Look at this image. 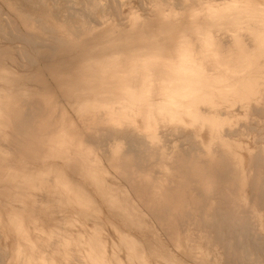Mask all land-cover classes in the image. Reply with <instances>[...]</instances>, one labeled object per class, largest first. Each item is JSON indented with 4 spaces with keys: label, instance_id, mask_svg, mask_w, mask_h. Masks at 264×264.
Here are the masks:
<instances>
[{
    "label": "bare ground",
    "instance_id": "bare-ground-1",
    "mask_svg": "<svg viewBox=\"0 0 264 264\" xmlns=\"http://www.w3.org/2000/svg\"><path fill=\"white\" fill-rule=\"evenodd\" d=\"M51 1L49 7L38 0H3L6 9L23 21H28L29 12L37 13L43 29L54 36L62 28L69 40L35 36V29L27 26L21 33L11 20L8 29L1 26L0 83L14 91L8 94L0 88V104L13 114L11 121L0 116V142L19 147L27 158L43 159L49 151L47 143L53 140L38 132L20 139L16 124L33 129L41 121L55 125L60 117L72 147L70 157L62 156L68 167L71 163L76 172V166L81 169L87 161H95L100 152L161 236L177 238L173 210L179 209L194 224L191 237L196 252L208 248L201 264H264L263 218L257 210L261 204L250 207L246 200L247 189L257 185L258 200L264 202V185L259 184L264 167V0H140L150 5L144 14L134 11L130 2L117 0L113 12L99 4L95 21L77 12L62 16L58 11L65 5ZM125 7L129 13L122 16ZM13 50L22 62L37 64L41 72L36 82L55 91L48 101L27 93L29 78L21 74L23 64L17 63L18 72L7 64L6 60L13 61ZM56 91L67 97L68 104L55 99ZM52 100L56 103L50 118L47 104ZM236 110L241 114L232 116ZM89 128L95 134L82 132ZM172 138L182 149L176 156L196 158L180 172L183 177L222 180L220 195L192 188L191 198L203 209L199 217L179 198L180 181L163 167L161 159L173 150ZM237 148L246 151L249 159ZM57 154L61 156V150ZM49 156L55 157V151ZM246 162L251 167H244ZM91 170L94 187L111 210L132 223L143 222L137 207L113 194L95 176L96 168ZM41 173L6 161L0 166V185L26 190L31 197L42 194L44 187L55 189L59 197L67 191L77 204L95 210L96 202L58 169L51 167L46 176ZM21 216L20 210L0 216V264H11L14 256L20 264H56L58 252L53 247L61 246L71 250V264L80 260L77 242L48 235L38 245L28 241L38 259L29 256L26 262L25 249H11L13 234L2 226L5 220L24 233L26 218ZM93 245L100 254L91 249L85 264H105L106 244L99 240ZM122 245L131 252L130 261L135 257L141 264V256L152 252L133 237L124 236ZM43 249L51 258L41 259ZM153 252L162 255L160 249ZM182 257L185 264L191 262L187 251ZM165 264H174L170 256Z\"/></svg>",
    "mask_w": 264,
    "mask_h": 264
},
{
    "label": "rangeland",
    "instance_id": "rangeland-1",
    "mask_svg": "<svg viewBox=\"0 0 264 264\" xmlns=\"http://www.w3.org/2000/svg\"><path fill=\"white\" fill-rule=\"evenodd\" d=\"M22 1V0H21ZM40 1V3L43 1L44 3L49 4V7H51V0H38ZM59 3H61V5H65L63 9H60L58 11V14H61L62 16H66L68 13H81L84 16H91V20H94L96 17L99 16V13L101 12V10L99 11V4H103V8H107L110 12H113L112 10V4L113 1L114 3H117L118 1L116 0H57ZM125 2H130L131 6L133 7V9H135L134 11H138V13L140 14H144L147 11V8L150 6L148 4H142L140 0H125ZM139 3V4H138ZM144 5V6H143ZM7 5L4 4L3 0H0V28L2 27H6V29H8L9 27V20H11L13 23H15L16 27L19 29V31L22 33V29L23 32L25 31L24 26H27V29H35L33 31V33L35 36L38 35L40 37L42 36H47L49 39H53L52 37L58 38L60 37L61 40L63 39H68L69 40V36L66 34L65 30L60 28V32L58 31L57 34H55L53 36V34H51L50 32L48 33V31H46L47 29H43L42 26L38 23L37 21V16H39V14L37 13H31V15L29 16L28 21H23L17 14L15 11H9L7 10L6 7ZM99 6V7H98ZM41 7V6H40ZM97 7V8H96ZM67 8V10H66ZM93 11V12H92ZM129 13V9L128 8H123V12H122V16H126ZM95 21V20H94ZM50 24L52 26L53 22L50 20ZM54 24H59L57 22H54ZM59 27V26H58ZM1 31V29H0ZM8 31V30H7ZM3 33V32H2ZM47 37H44V39L47 40ZM58 40V39H57ZM21 40L17 39V44L18 47L21 45L20 44ZM13 61L7 62V64L9 66H11L12 68H15V71L18 72V70H20L21 68L18 67V64H23L24 66L21 69V74L24 76H28L29 79H26L25 82V89L27 90V93H30L31 95L34 96H38L41 97L42 99H44L43 101H48L49 98L52 96H54L55 91L50 90L47 86H45L44 82H36V77H38L37 75L41 72L38 67L37 64H33V63H28V62H22V60L19 58L18 53L16 50H13ZM20 68V69H19ZM0 88L5 90L6 92H8V94H10L12 91L10 86L4 84V83H0ZM42 91H44V93H42ZM37 93V94H36ZM76 95H74L71 100H75L76 99ZM57 100H60L61 103L64 104H68L67 102V97L64 96V94H62L59 91H56V98ZM54 103H56V100H52L49 101L47 106H48V111H49V117L52 118L53 115V108H54ZM66 109H67V105H66ZM235 115H240L241 111L240 110H236L234 111L231 115L234 116ZM0 116H2V119L5 121H11L12 120V116L13 114L7 110V108H5L4 106H2L0 104ZM61 116V114H60ZM72 117H74V114L72 113ZM14 120V119H13ZM54 120V119H52ZM51 120V121H52ZM56 124H52V123H46V122H37L36 123V128L33 129H29L26 127L21 126V124L17 123L16 124V130L18 138L23 139V138H28L29 134L30 135H35L37 132L40 135H44L45 137H47L48 139H50V137H53V135H49L52 134V131L56 133V137L52 138L51 140L54 141V145L61 147L63 149H61L62 151H64V154L69 155V153H71V145L68 142L66 136H65V132L63 130V127L61 126V122H60V117L57 119L56 118ZM115 126H118L117 123H115ZM56 127V128H55ZM84 134H95V131L93 129H85L82 131ZM256 133H258L257 131H255ZM256 133H254V135H256ZM246 136V135H244ZM251 137V135H250ZM247 139V136L246 138ZM52 144V143H51ZM22 146V145H21ZM171 146L173 148V150H169L168 151V155L166 157L167 159V164L170 165L171 170L173 172L177 171V166L178 164H180V166L182 165V169H187L189 166H192L194 163H196V158H192L190 156H185L183 158H180L178 156H176L177 153L181 152L182 153V149L179 148V143L176 141V138H172V143ZM19 147L16 146H12L6 142H0V166H2L3 164H5V162L7 161H11L14 164H17L20 167H28L32 170H36L37 172H42L41 174L43 176H46L47 174H49V168L51 167H59V169H63L68 172L69 168L65 165V163L63 161H61L60 159H54V158H49V157H45L44 159H31V158H27V156H25L23 153H21V151L19 150ZM237 151L239 152V154H242L244 156V158L247 160L249 159V155L246 151H243L241 153L242 150L237 148ZM100 156V155H98ZM249 162V161H248ZM246 162L244 167H251L250 163ZM178 163V164H177ZM197 166V165H196ZM103 170V169H102ZM254 171H256L254 169ZM81 174V173H79ZM248 174V173H247ZM175 176H177V173L174 174ZM82 183L86 182L87 183V187L91 186L89 184V181L87 182L86 177L83 175H79L77 177ZM179 180L181 181L182 184V194H181V198L182 200L185 201L184 204H186V207L188 210H190L191 212H193L195 215H197L198 217L201 216L203 214V209L202 206L197 204L192 198H191V193H192V188L194 186L198 187L200 191L204 192L205 194H209V195H213V194H218V192L220 191L221 187L223 186V183L221 182V179H218L217 177L215 178H209V177H205V176H200L197 179H188L182 176L178 177ZM177 179V178H175ZM114 182H116L117 184H120V182L116 179H113ZM261 182H264V167L262 169V176L260 179ZM259 182V184H263ZM213 185V188H209V185ZM249 186V185H248ZM250 191V194H249ZM252 191H254L253 195L256 198L252 197ZM258 191L259 188L257 185H250V190L247 189L248 195L246 197V200L248 202L247 205H250V207H260L258 206V204H261V208L262 209H257L259 211V213L261 214L262 218H263V229H264V202L262 203V201L260 202L258 200ZM123 193V191H122ZM33 194V193H32ZM53 194H56L55 191H53L51 193L52 198ZM124 195V193H123ZM220 195V194H218ZM128 202L133 203L138 209V204L136 202L135 197H133L131 194L127 195ZM185 198V199H183ZM253 198V199H252ZM47 200V198H44ZM10 208L13 210V212L15 211H21L22 212V218H26V222H24L25 224V231H24V236L21 233L16 232V230L14 229V227H12L7 221H3L2 226H4V228H8V231H10L13 234V238L10 241V245L9 247L11 249L13 248H19V247H23L25 249L24 251V258L26 260V262L28 261L29 256H32V258L35 261V254H33L32 249L28 246V241H32L34 244L37 241V231L34 229V225H31V223H29L28 217H32L34 218V224L35 221L37 219L40 226H42V224L48 228L53 226V222L54 224L57 223L58 220V215L57 214H53L52 210H56L55 206H47V207H37V196H36V192L35 195L33 197L28 196L27 193L25 194V190H14V189H8L5 187V185H0V216L2 217V215H5L7 212H10ZM67 210L69 213L72 212L71 207L67 206ZM141 209H139L140 211ZM64 207L61 208V214H64ZM66 214H69V213ZM55 216V217H54ZM73 221L74 224H72V226H70L69 228H67V232L74 238L77 239L78 236L80 240H78L77 242V246L76 249L78 250L79 254H80V260H76L73 264H85V261L87 262L86 258H85V251L87 249V241L88 238L90 237V234H92L94 231H96L95 229H93L92 224L95 225V223L100 224V222H102V220L105 223H109V222H116V224L119 226V228L121 229V232L124 233H128V234H134L137 236H141V232L140 230H130L129 228H124L122 226V223H119L114 215L110 214V213H105L103 214V218L101 219H97L96 214H93V220L95 222H89L90 226L89 228L81 221L80 222V218L82 217V215H76L73 214ZM79 216V217H78ZM144 216V220L143 222H147L148 217L143 214ZM184 216V217H183ZM39 217V218H38ZM175 217L177 218V222H178V240L174 241L173 243H169L165 240L166 246H165V255L163 256V259H165V257L167 255H170L172 261L174 264H185V259H183L182 257V252L183 251H187L188 255L190 256V261L189 264H201L200 262L206 258L207 256V252H208V248H204V250L200 251L201 253L198 254L195 250V247L193 245V240L191 237L192 231H193V227L192 222L191 221H187V218H185V212H180L179 209L175 210ZM83 218V217H82ZM186 220V221H184ZM41 221V222H40ZM184 223L186 222V228L181 227L180 223ZM192 224V225H191ZM204 224V223H202ZM201 224V225H202ZM61 229V227H59ZM102 229L100 230V237L102 239V241H104V243L106 244V249L109 252L108 253V257L110 258L112 256V251H116L118 250L117 255L119 256V258L124 262L125 264V259H126V252L119 250V248H117L118 246H120L119 243V239L116 238V234L115 231L112 229V226H103L101 227ZM93 229V230H92ZM201 229V228H200ZM97 232V231H96ZM148 234V240L151 239V237H155L156 235L159 236V231L157 230V228L153 225H147L146 227V233H144V235ZM142 237V236H141ZM110 255V256H109ZM264 256V253H263ZM43 258H46V255L43 256ZM163 259L158 258L156 255H149L147 254V258L146 260L150 263V264H164ZM135 261H138V259H134ZM262 260V259H261ZM57 261L59 263L57 264H64L66 263L64 258H57ZM11 264H20L19 260L16 258V256L13 257V261L11 262Z\"/></svg>",
    "mask_w": 264,
    "mask_h": 264
},
{
    "label": "crops",
    "instance_id": "crops-1",
    "mask_svg": "<svg viewBox=\"0 0 264 264\" xmlns=\"http://www.w3.org/2000/svg\"><path fill=\"white\" fill-rule=\"evenodd\" d=\"M116 127H119V126H116ZM120 128H122V127H120ZM40 136H43V138L48 139L44 135H40ZM52 138H54V136L50 137V139H52ZM48 143L46 145L47 146L46 150L49 149V151H48V153L45 154V157L54 158V159L55 158L56 159H60L68 167L67 161L65 162L63 160V158H62V156H66V154H64V151L61 150L63 148L55 146L54 145V141L51 142L52 144L51 143L48 144ZM206 143L207 142H205V144ZM51 150L55 151V157L49 156ZM60 150H61V156L57 154V151H60ZM70 155H71V153H69V155H67L66 157H70ZM96 155H97V159L95 161H87L86 163L81 165V169H78V167L76 166V168H75L76 172L73 171V169L71 167V163H69V167H68L70 172H68L67 169L65 171L63 169L62 170L59 169V167H54V168L58 169L61 172V174L63 175V177L65 179H67V180H69V181H71L73 183L78 184V186H80L83 189L84 193L87 194V196L89 198H91L94 202H96L95 210L89 209L88 207H85V206H83L80 203L77 204V202L75 200V197L72 196V195H69L67 191L64 193V195L62 197H59V194H58V192L55 189L50 188V187H44V190H43L42 194L36 192L37 207L38 208H40V207L44 208V207L51 206V205L55 206L56 210H52V212H53V214H57L59 218L57 220V223L54 224V222H53V224H52L53 226L48 227V228H46L43 224H42V226H40V224L38 222L39 219H37L35 221V226H38L37 230H36V228L34 226V229L37 231V237H38L37 241L35 242V245H38L41 240L44 241V238H47L48 235L53 236L54 238L57 237L56 235H58V236H61L64 240H66L68 242H71V241L77 242L78 240H80L79 239L80 236H78L77 239H74L67 232V228H69L70 226H72V224H74L73 216H72L73 214H76V215H80L81 214L83 218L78 216L80 218V222L82 221L89 228V226H90L89 222H92V223L95 222L93 220V217H92L93 214L98 215L97 219H101L102 220L103 214L110 213V214L114 215L115 219L119 223H122V226L124 228H129L130 230L134 229V230L142 231L141 232V236L142 237L134 235V234H128V233L121 232L122 228L120 229L119 226H118L119 224L117 223L118 224L117 225L116 222L115 223L114 222L105 223L102 220V222H100V224H98V223H95V225L92 224L93 229H95L97 232L94 231L92 234H90V237L88 238V241H87V249L85 251V256L88 253V251H90L91 249L95 250L97 252V254H100L98 249H93L94 248L93 244H94L95 241L102 240L101 237H100V230L102 229L101 227L107 225V226H112V229L115 231V234L117 236L116 238L119 239L120 246H118L117 248H119V250H122V251L126 252V254H127L126 259H125V261H126L125 264H141V261L139 259H138V261H135L134 259H137L135 257L133 258L132 261H130V258L132 257L131 256V252L128 251L122 245V239L124 238V236L133 237V238L139 240L141 243H143V245L148 246L149 248L152 249V252L150 250H148V252H145L144 255L141 256L144 259L143 260V262H144L143 264H150L146 260L147 254L156 255L158 258L163 259V256L165 255V251L164 250H165V246H166L165 240L171 244L174 241L178 240V235H177V238L174 241H171L167 237L161 236V232L159 231V236L156 235L155 237H151V239L148 240L147 239L148 238V234L144 235V233H146L147 225H153L151 223V221L149 220V218H148L147 222H140V223L139 222H135V223H132V222L128 221L127 219L123 218L122 216H119L116 211L111 210L110 205L107 202H105L102 198H100L99 192L94 187L95 185H94L93 181L91 180V177L94 176V172H92L91 169L96 168V172L97 173L95 174V176H97L98 179H101L102 182L105 183L107 186H110V188H112V190H114L113 194L120 196V198H125L126 200H128L127 195L131 194L133 196V194L130 193L128 189H126V184L124 183V180L121 179V177L117 173L113 172L110 169L108 163L103 159V157L101 156L100 152H99V154L97 153ZM98 155H100V156H98ZM167 155H168V152H167ZM161 160L165 161L163 167H164L166 173L169 176H171L173 179L177 178L175 180L180 181L178 177L182 176L180 174V172L184 170V169H182V165L180 166V164L177 163L178 164L177 171L173 172L171 170L170 165L167 164V159L165 158V159H161ZM157 161H159V160H157ZM89 170H91L90 171L91 173H89ZM185 170H187V169H185ZM197 170H198V168H197ZM49 172H50V170H49ZM79 173H81V174H79ZM175 173H177V176L174 175ZM79 175L85 176L87 182L89 181V184L91 186L87 187L86 186L87 185L86 182L82 183L77 178ZM113 179L118 180L120 182V184H117L116 182H114ZM180 183H181V181H180ZM10 189H13V188H10ZM17 190H19V189H17ZM53 191H55V193H56V194H53L54 199L52 198V195H51V193ZM122 191H123L124 195H123ZM25 192H26V190H25ZM27 195L30 196V194H27ZM44 198H47V200L44 199ZM179 198L182 200L181 195H179ZM57 201H61L62 203L57 205L56 204ZM41 202L45 203V204H42V206L39 205ZM126 202H128V201H126ZM128 203H130V202H128ZM131 204H133V203H131ZM67 206L71 207V210H72L71 213L68 212ZM63 207H64L65 211H63L64 214L62 215L61 214L62 213L61 212V208H63ZM138 207H139L138 209L135 208L136 212L138 214H141V215H143V214L146 215L145 208L142 207L139 204H138ZM139 209H141V210L139 211ZM10 211H13V210L10 208ZM67 212L69 214H66ZM173 212L175 214V210H173ZM28 220H29V223H31V225H34V222H33L34 218L28 217ZM8 224H9V227H10L11 224L10 223H8ZM177 225H178V222H177ZM180 225H181V227H183L182 226V221H181ZM178 226H177V228H178ZM59 227H61V229ZM5 229L8 231L7 227ZM23 236H24V234H23ZM156 248L161 250L162 255H159L158 253L153 252ZM53 249L58 252V255L56 257L65 259L66 263H64V264H71V262H70L71 261L70 260L71 257L70 256H71L72 252H71V250L69 248L61 246V247H58V248L53 247ZM108 253L109 252L106 249L105 250V256L102 257V259L105 261V264H124V262L117 255L118 250H116L115 252L112 251L113 254H112V256L110 258L108 257ZM44 255H46V258H43ZM35 256H36V254H35ZM50 256H51V254L48 252V249H45V250L43 249V254L40 257H41L42 260H46L48 258H51ZM167 256H170V255H167ZM166 257H165V259H163L164 264L166 262ZM116 258H118L119 260L117 261ZM36 259H38V258L36 257ZM88 262L90 263V260H88ZM55 263L57 264L59 262L56 261Z\"/></svg>",
    "mask_w": 264,
    "mask_h": 264
}]
</instances>
